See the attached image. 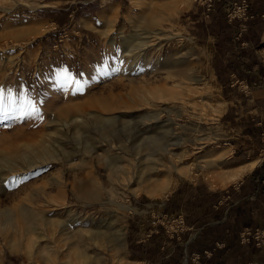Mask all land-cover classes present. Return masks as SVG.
<instances>
[{
  "label": "rangeland",
  "instance_id": "1",
  "mask_svg": "<svg viewBox=\"0 0 264 264\" xmlns=\"http://www.w3.org/2000/svg\"><path fill=\"white\" fill-rule=\"evenodd\" d=\"M223 1L214 0L213 18L204 23L197 0H0V89L21 106L17 117L0 119V135L5 133L0 150L28 154L23 145H43L38 132H49L56 140L55 148L46 138L42 140L50 154L60 158L64 147L72 156L69 163L55 161L26 174L19 184L0 183V214H5L1 220L14 218L13 227L0 228V264H87L96 256L99 264H130L128 260L142 256L139 246L149 228L165 232L167 217L157 214L176 186L197 180L211 183L213 177L232 171L229 139L242 127L243 118L228 106L224 67L209 38L216 31L226 34ZM137 36L157 38H150L151 48L143 49L142 59L149 63L143 64L140 73H118L116 61L120 68L129 63L119 59L122 38ZM157 45L162 46L157 49ZM169 55L182 65L152 69L153 63L162 64ZM177 68L186 79L172 76L170 70ZM31 107L36 110L32 112ZM73 117H81L80 124L76 121L71 126L68 121L66 128L64 123ZM49 121L54 125L48 126ZM151 138L169 144L170 156L157 164L146 160V151L135 150L152 142ZM86 145L98 149L84 157ZM176 156L183 164L176 162ZM107 158L116 163L114 169L102 163ZM168 162L178 169L192 163V168L179 181L169 172ZM140 164L148 172L136 168ZM79 180L93 182L98 198H78L72 186ZM59 193L62 196L55 203L50 196L56 198ZM41 200L50 206L39 205ZM25 203L34 215L42 208L45 218L65 227L68 223L80 233L63 244L68 227L47 231L34 216L31 225L36 230L26 235L23 218L18 216V208ZM108 227L118 233L121 248L99 242L75 247L79 236ZM74 249L82 250L88 261L77 258Z\"/></svg>",
  "mask_w": 264,
  "mask_h": 264
},
{
  "label": "crops",
  "instance_id": "2",
  "mask_svg": "<svg viewBox=\"0 0 264 264\" xmlns=\"http://www.w3.org/2000/svg\"><path fill=\"white\" fill-rule=\"evenodd\" d=\"M249 1L256 18L239 37L225 23V35L216 31L209 36L230 89L228 106L243 118L229 139L232 171L211 183L176 186L157 216H181V230L170 236L149 228L139 246L142 256L131 258L130 264H264V246L259 249L252 238L242 239L246 231H264V9L255 10L264 0Z\"/></svg>",
  "mask_w": 264,
  "mask_h": 264
},
{
  "label": "bare ground",
  "instance_id": "3",
  "mask_svg": "<svg viewBox=\"0 0 264 264\" xmlns=\"http://www.w3.org/2000/svg\"><path fill=\"white\" fill-rule=\"evenodd\" d=\"M150 32V31H149ZM148 32V33H149ZM147 33V34H148ZM153 34H155V32L153 33ZM135 37V36H134ZM155 37V36H154ZM154 37L152 38L151 36H147V37H143L142 36V38L140 39V36H139V38H138V36H137V38H131V39H128V38H122V43H123V48H122V51H121V53H119V59L120 58H125L126 59V61L127 60H129V63H128V65L126 66V68H120L119 67V62L118 61H116L115 62V65H114V69H115V71H118V73L120 72V73H124L125 74V72H127V71H129V72H132L133 74H135V73H140V72H142L144 69H145V64H148L149 62H148V60L146 61V60H144V59H142L143 58V54H145L144 53V50L143 49H146V48H151L150 46L152 45H150V44H148L149 42H151L152 40H150V38L151 39H154ZM156 38V37H155ZM160 38V37H159ZM162 38V37H161ZM157 39V38H156ZM159 40V39H158ZM158 43V42H157ZM149 46H148V45ZM110 45V49H112L113 50V48H114V41L112 40L111 41V44H109ZM162 45H160V46H158L157 45V49H159L160 47H161ZM209 47V46H208ZM176 54H179L178 52L176 53ZM173 55V54H172ZM172 55H169V56H166V57H164V59H163V62H162V64H152V65H154L153 66V68L152 69H154V68H160V67H163L164 65H168V66H174V68H175V65L177 66V64L176 63H178L179 64V66H181L182 65V61H180V60H177L175 63H174V60H176V58H174V59H172V57L170 58V56H172ZM176 57V56H175ZM179 57H181V56H179ZM118 59V60H119ZM177 59H178V57H177ZM144 64V65H143ZM170 66V67H171ZM181 68V67H180ZM170 69V68H169ZM171 71V73L173 74L172 76H174V77H185V79H186V76H184V71H182V69H176V70H170ZM171 73H168V74H170L171 75ZM137 75V74H136ZM140 75V74H139ZM142 75V74H141ZM169 75V76H170ZM190 75V74H189ZM171 76V77H172ZM132 79V78H131ZM131 79H130V81H131ZM133 81V80H132ZM131 81V82H132ZM195 81V80H194ZM20 112H21V106L19 105V104H16L15 105V109H14V111H12V112H9L6 116H4V115H0V119H1V117L2 118H6V117H10V116H13V117H17L19 114H20ZM70 114V113H69ZM82 114H86V113H82ZM79 118V117H78ZM76 119V117H73L72 119H69V120H67L66 121V123H64V120H63V123H64V126H66V125H68V121L70 122L69 124L71 125L72 123H73V125L76 123V121L77 120H80V118L79 119ZM89 118V117H88ZM96 118H98V117H96ZM98 119H100V118H98ZM102 119V118H101ZM51 120V119H50ZM103 120V119H102ZM101 120V121H102ZM105 120V119H104ZM109 120H110V118H109ZM152 120V119H151ZM59 122V121H58ZM78 122V121H77ZM83 121H82V119H81V123H82ZM79 124H80V122H78ZM51 124H53L52 122H48V126H51ZM54 125V124H53ZM58 125V124H57ZM72 126V125H71ZM47 127V126H46ZM151 127V126H150ZM156 127V126H155ZM155 127H153L154 129H155ZM163 126H161V128H162ZM57 128V127H56ZM58 128H60V127H58ZM66 128H67V126H66ZM152 128V129H153ZM73 129H74V127H73ZM147 129V128H146ZM145 129V130H146ZM150 129V128H149ZM148 129V131H150V130H152V129H150L149 130ZM75 130V129H74ZM144 130V131H145ZM78 131V130H77ZM148 131H145V133L146 132H148ZM36 133V132H35ZM39 134L41 133V132H38ZM55 133V132H54ZM144 133V132H143ZM149 133V132H148ZM39 134H38V137H39V143H41V142H43L42 144L43 145H40V146H38V145H23V147H24V151H28V154H26V152H25V154L24 153H20V155H15L16 153H14V155H12V153L10 154V153H8L7 151H5V150H3V149H1L0 150V183H7V185H15V184H19V182H21L22 180H24V177H25V175L27 174H30V172H32V171H39L41 168H43V167H46L48 164H50V163H52V162H57V161H62V162H64V163H69L70 162V159L69 158H71L72 156H71V154H68V152L64 149V147L61 149V151L60 152H62V153H64L63 154V156L62 157H60V158H58V157H56V156H52L53 154H50V147H48L49 145H46V143L48 142V144L50 143L54 148H55V146H54V143L56 142V140H53L52 141V138H51V136L49 135V132H44V133H41L40 134V136H39ZM147 134V133H146ZM151 134H153V132L151 133ZM78 135V134H77ZM14 137H17V134L16 135H14ZM3 138H5V133L4 134H2V135H0V141H2V139ZM45 139L46 138V140H47V142H45L44 140H42V139ZM151 139H153V138H151ZM148 141H150V140H148ZM152 141V140H151ZM59 142H61L60 140H59ZM58 141H57V144L59 143ZM168 145V146H167ZM167 145H165V144H163V142L161 143L160 142V140H155L154 141V139H153V141L152 142H148V143H146V144H144V145H142V146H139L140 148H137V149H135V150H137V152L136 153H138L139 151L141 152V151H146V160L147 161H149V162H152V163H155V162H159L160 161V159H164L167 155H168V157L170 156V154L171 153H168V149H167V147H169V144H167ZM172 145V144H171ZM34 146V147H33ZM58 146H59V144H58ZM22 147V148H23ZM57 147V146H56ZM95 147V146H94ZM93 147V148H94ZM93 148H91V149H93ZM60 149V148H59ZM64 149V150H63ZM91 149H90V146H84V149H83V153H82V155H84V157H85V155L87 154V155H89L90 153H91ZM95 149H98V148H96L95 147ZM167 149V150H166ZM29 151H30V154H29ZM66 151V152H65ZM103 151H104V149H103ZM52 152V151H51ZM18 153V152H17ZM53 153V152H52ZM99 154V153H98ZM157 154H160L161 156H160V158L159 157H157ZM81 155V156H82ZM15 156V157H14ZM101 156V155H100ZM172 157V156H171ZM100 158H102V157H100ZM99 159V158H98ZM172 159V158H171ZM174 159V158H173ZM176 162L178 161V163H180V164H183L182 162V159L180 158V156H176ZM84 158H80L79 159V162L80 163H84ZM102 161V160H101ZM139 162H141L142 160L140 159V160H138ZM138 162V163H139ZM102 163H104L105 165H106V168L107 169H109V170H111V169H114L115 167H116V163L115 162H113L112 160H110V159H106V160H104V162L102 161ZM146 163V162H145ZM169 163V167H168V170H169V172L171 173V171L173 172V174L175 175V177L179 180V181H182V178H183V176H184V178H186L185 177V175H186V170L188 169V168H190L191 166H192V163H190L189 165H190V167H188V168H185V166H183L182 168H180V169H178V168H176L177 167V165H174V164H172L171 162H168ZM98 164H101V163H98ZM155 164H157V163H155ZM103 165V164H102ZM149 165V164H148ZM160 166V165H159ZM163 166V165H162ZM161 166V167H162ZM167 167V166H166ZM187 167V166H186ZM136 168H140V170L141 171H143V169H146L147 167H144V166H141V164L138 166H136ZM164 168V167H163ZM192 168V167H191ZM166 169V168H165ZM147 170V169H146ZM192 170V169H191ZM18 172H21V173H23V175L22 176H15V177H13L14 176V174L15 173H18ZM147 172H148V170H147ZM164 172H166V171H164ZM240 173V172H239ZM232 174V173H231ZM233 175V174H232ZM236 175V174H235ZM159 176V175H158ZM229 176L231 177V175H228L227 177L229 178ZM237 176V175H236ZM164 177H168V176H164ZM12 178V179H11ZM224 178V177H223ZM150 179V178H149ZM156 179V178H155ZM159 179V178H158ZM224 179H226V178H224ZM170 182V181H169ZM95 183V182H94ZM163 182H161V184H162ZM4 185V184H3ZM163 185V184H162ZM160 187H161V185H159ZM0 187H1V185H0ZM163 188L165 187V186H162ZM72 190H73V192L77 195V197L78 198H82V199H85V200H87V199H97L98 198V189H96V187L93 185V182L91 183V182H88V181H86V180H79V182L76 184V185H74V186H72ZM79 193L81 194V196L79 195ZM62 196V194L61 193H59L58 194V197H56V198H54V197H52V196H50L51 197V199H52V201L54 200V202L56 203V201L60 198ZM38 203H40L39 205H43V207H49L50 206V204L48 203V201L47 200H41L40 202H38ZM37 203V204H38ZM36 204V203H35ZM112 205H116L117 207H118V209H122V207L121 206H119V205H117V204H114L113 202L111 203ZM37 206V205H36ZM32 207L30 206L29 207V205H27L26 203L25 204H22L19 208H18V216H19V218H23V221H24V226H26V235L28 234V236H29V234H31V233H34V229L35 228H32V227H35V226H33V225H31V219L35 216L36 218H37V221L38 222H41V224H43L44 225V227L46 228V230L47 231H51V232H53L54 231V228H63V227H65V226H63L62 225V223H57L56 221L54 222V221H52V220H49V219H47V218H45L44 216H43V213L41 212V209H40V213H41V215H40V213L38 214V213H36V215H34L33 214V210L31 209ZM34 209V208H33ZM45 211V210H44ZM39 212V211H38ZM37 214H38V216H37ZM1 215H5V214H0V228H10V227H13V223H14V221H13V216H7V219L4 221V220H1ZM4 217V216H3ZM34 217V218H35ZM35 221V220H34ZM73 221V220H72ZM76 221V220H75ZM91 221V220H90ZM69 222V221H68ZM80 222H77V224L78 225H80L79 224ZM91 222H88L87 223V225H89ZM114 223V222H113ZM66 225H67V227H68V229H66V233L64 234V236H63V244H64V241L65 242H70L69 240L71 239H74V238H76L77 236H76V233L78 234V232L80 233V231L81 230H79V229H74V228H70L69 227V224L68 223H66ZM71 225V224H70ZM82 225V224H81ZM86 225V226H87ZM61 226V227H60ZM37 227V226H36ZM67 227H65V228H67ZM74 227V226H73ZM110 227H112V226H110ZM110 227H108V229H106V231H104V232H102V231H99V230H96V229H94L93 231H90V232H87V233H85L86 235L84 236H82V237H80L79 236V239L77 240V243H75V247L78 245V244H81L82 246H86L87 244L88 245H90L89 243H97V242H99V243H101V245H102V243H107L109 246L111 245V247H112V249H115V248H118V247H120V245H119V242H118V233H115V231H112L111 229H110ZM82 229V228H81ZM36 230V229H35ZM61 231V230H60ZM82 233V232H81ZM58 234V233H57ZM52 235V234H51ZM31 236V235H30ZM55 237H56V235H54ZM42 237H44V235H41V236H39V238L38 239H41ZM51 237V236H50ZM54 237V238H55ZM57 238V237H56ZM62 238V237H61ZM51 239V238H50ZM53 239V238H52ZM49 240V239H48ZM60 240V239H59ZM41 241V240H40ZM50 241V240H49ZM52 241V240H51ZM55 242H57V241H55ZM42 243V242H41ZM45 243V242H44ZM48 243V242H47ZM55 244H57V243H55ZM60 244V243H59ZM58 244V245H59ZM62 244V245H63ZM68 244V243H67ZM44 244H42V246H43ZM47 246V245H46ZM65 246H66V244H65ZM80 246V245H79ZM108 246V247H109ZM78 247V246H77ZM97 247H98V245H97ZM62 248V247H61ZM121 248V247H120ZM43 249H44V246H43ZM71 250H72V248H70ZM70 249H69V251H70ZM94 249V248H93ZM75 250V249H74ZM45 251H46V249H45ZM113 251V250H112ZM71 252V251H70ZM73 252V251H72ZM75 252H76V250H75ZM79 253V252H78ZM78 253L76 252V254L78 255ZM113 253V252H112ZM69 254V253H68ZM75 254V255H76ZM97 254V253H96ZM68 256V255H67ZM73 256V255H72ZM74 257V256H73ZM75 258V257H74ZM77 258H81V259H83V260H85V258L87 259V257H86V255H85V253L84 252H82V250H81V253H79V255L77 256ZM96 258H97V256H96ZM96 258H93V260H94V262H92V261H88V259H87V261L89 262V263H87V264H99L100 262H97V260H95ZM101 258V257H100ZM90 259V258H89ZM102 259V258H101ZM70 260V259H69ZM101 261V260H100ZM75 262H77V261H75ZM75 262H73V263H75ZM81 262H83V261H81ZM85 263H86V261H85ZM66 264V263H65ZM69 264V263H68Z\"/></svg>",
  "mask_w": 264,
  "mask_h": 264
},
{
  "label": "built area",
  "instance_id": "4",
  "mask_svg": "<svg viewBox=\"0 0 264 264\" xmlns=\"http://www.w3.org/2000/svg\"><path fill=\"white\" fill-rule=\"evenodd\" d=\"M197 5L202 8V16L204 21H208L214 12V0H197ZM249 0H224L222 4V17L224 23L231 29V32L238 37L246 29V24L254 21L256 15L249 12ZM264 187V181H262ZM164 231L167 235H174L182 228L181 216H169L163 221ZM252 238L255 246L259 249L264 246V231L262 229H254L246 231L242 234L243 240Z\"/></svg>",
  "mask_w": 264,
  "mask_h": 264
},
{
  "label": "snow or ice",
  "instance_id": "5",
  "mask_svg": "<svg viewBox=\"0 0 264 264\" xmlns=\"http://www.w3.org/2000/svg\"><path fill=\"white\" fill-rule=\"evenodd\" d=\"M23 103L29 104L30 102L24 101ZM16 105V101L12 99V97L5 96L4 91L0 89V115L6 116L9 112L14 111ZM36 109L31 107V111L34 112Z\"/></svg>",
  "mask_w": 264,
  "mask_h": 264
}]
</instances>
